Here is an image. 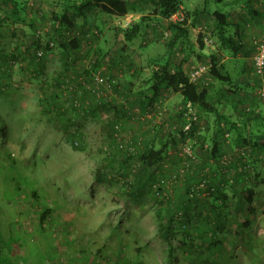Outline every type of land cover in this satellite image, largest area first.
Returning <instances> with one entry per match:
<instances>
[{"label":"rangeland","instance_id":"rangeland-1","mask_svg":"<svg viewBox=\"0 0 264 264\" xmlns=\"http://www.w3.org/2000/svg\"><path fill=\"white\" fill-rule=\"evenodd\" d=\"M128 2L132 12L126 16L95 10L75 20L78 28L63 36L68 42L83 33L78 54L62 51L55 44L37 65L22 60L28 56H18L4 76V60L17 54L21 41L27 45L37 37L45 44L46 38L54 37L49 20L52 13L60 12L63 0H17L28 16L39 17L36 31L13 23L10 17L4 19L11 3L0 0V130L4 132L0 136V264H264V150L252 151L248 145L235 143L237 131L230 128L231 123L243 122L246 141H264V82L253 75L252 58L254 42L264 36V0H212L206 6L204 0H181L177 13L183 20L187 12L203 10L193 37L200 34L202 38V28L212 43L204 45L201 59L195 55L184 59L176 48V55L168 51L167 19L153 16L152 4L145 0ZM214 10L225 13L228 35L240 44L239 53L220 46L213 33ZM249 10L257 14L250 15ZM141 18L146 20L139 34L127 42L124 30ZM192 20L190 16L186 23ZM79 54L88 55L77 60ZM106 54L116 63L113 67H120L121 84L125 78L131 81L128 89L133 97L152 71L168 59L182 64L187 73L198 65L208 71L210 57L215 56L230 83L208 73L206 85L197 86L207 88L208 102L225 117L228 136L218 137L216 114L208 113L182 139L180 130L186 120L173 111L181 106L182 97L170 94L164 111L148 110L149 118L141 122L155 148L164 141L169 148L156 168L140 173L137 150L113 149V138L123 140V122L118 124L112 110L101 108L95 117L89 115L88 120L73 124L50 114L51 106H45V100L58 74L69 67L80 74L91 67L96 55ZM165 128L167 133H163ZM76 132L82 141L74 147ZM213 142L222 150L217 160L208 155ZM182 144L191 148L193 160L185 157ZM201 146L208 150H200ZM128 156L132 166L123 163L129 161ZM202 167L205 181L210 182L186 188V178ZM122 170L133 184L131 190L108 177ZM178 170L179 176L172 180L177 184L172 186L168 176ZM98 173L103 174L100 179ZM145 179V185H140ZM229 185L236 191L253 188L251 216L245 204L240 212L233 210ZM156 187L164 191L163 197L154 195ZM188 188L194 198L184 212H175L171 202L182 201ZM213 193L219 197L216 201ZM207 201L217 208H209ZM170 211L172 223L162 234L160 226L167 223ZM246 220L248 227L243 226Z\"/></svg>","mask_w":264,"mask_h":264},{"label":"trees","instance_id":"trees-1","mask_svg":"<svg viewBox=\"0 0 264 264\" xmlns=\"http://www.w3.org/2000/svg\"><path fill=\"white\" fill-rule=\"evenodd\" d=\"M5 1L10 2L11 7L8 11L3 13L4 19L10 17L13 19V23L15 24L22 23L30 31L37 30L40 23L39 17H36V15L28 16L27 10L25 8L20 7V4L17 3V0ZM145 1L146 3L152 4L151 14L162 19H167L172 14L176 13L181 2V0ZM210 1L212 0H204V5L206 6ZM221 1L222 0H214V2L218 3H221ZM131 5L132 4H130L128 0H63L62 9L60 10V12L52 13L49 20V24L51 25V31H53V34H55L54 37L50 38L49 36V38H46L47 41L45 42V44H41L39 43L40 40L36 37V35H38L36 34L37 32H34V37H36L35 40L30 39L27 45H25L24 41H21L16 48L17 54L13 55L12 57L5 56L6 58L3 63L4 65L2 68V75H7V69L10 68L13 61L18 59V56H28L27 59L25 57L22 60L37 65L36 63L40 61L44 53L52 50L55 44L62 51L73 53L72 55L78 54V50L81 48V43L83 39L80 36L81 34L83 35V33L80 32L78 37L74 36V38H71V40H69L68 42L63 36L68 35L71 30H75L76 28H78L75 23V20L85 19L88 14L93 13L95 10H99L109 16L123 17L132 12ZM202 11L192 12V14H189L187 12L183 21L168 24L167 30L170 31V38L167 45L168 51L171 52L176 48L178 52H182V54L184 55V59H187L192 55H195L197 59H201L202 51L204 50V44L201 40L200 34L197 35V39L193 37V29L196 28L197 25H199L197 17L202 13ZM249 11L250 15L257 14V12L255 11ZM211 15L213 17V33L215 37H217L220 46L225 49H229L234 54L239 53L240 44H237L234 38L228 35L229 23L227 22L225 13L220 10H214ZM190 16H192L193 20L191 24H187L186 20ZM144 20H146V18H141L137 23L132 24L129 28L124 30L123 37L127 42H131L134 37L139 34L142 21ZM1 21L2 20L0 19V24ZM38 53H40L39 56L37 55ZM174 53L176 55L177 52L175 51ZM87 55L88 54H82V56H80L79 54L80 57H77V60L81 59L83 56L86 57ZM107 55L108 54L104 56L96 55V61L91 64V67L89 69H84L80 74L77 73V71H74V68L70 67L69 69L66 68L67 70L63 71L62 74H58L57 79L55 80V84H53L54 89L49 94V98L45 100V106H51V109L49 110L51 111L50 114H52L53 116H61V118H64L65 123L73 124V122L77 123L79 120H88L89 115H91L92 117L95 114L97 115V113L101 111V108L112 110L115 116L118 112L117 109H121V111L123 112V116H118L119 118L117 119V121L118 124H122L121 121L124 119H127L130 122L133 121L131 120V117L129 115V113L132 115V110H138L141 115H144L148 110L154 109L153 106L155 105L157 100L163 97L164 93H167L168 96H170V94L179 93L182 97L181 105L190 103L195 107L198 122L201 121V119H203L202 117H204L208 113H214L216 114V127L218 128V137H223L225 134H229L226 130L227 126L225 125V123H227V121L225 117L223 115L218 114L215 108H213V106L208 102L207 88L200 89L197 85L190 83L188 81L187 76L185 75L184 69L182 68V64H174V61H172V59H168L164 64L160 65L158 68L152 71L149 78L144 80L142 86L139 87L138 95L136 97L132 96V92L129 89L127 90L128 92L123 93V91L119 90L118 85L116 87V90L114 91L116 92L118 99H120V101L124 103L123 106L119 104H113L111 102H98L95 99L93 93L91 92V88L93 87L91 69L93 71H96L97 69L102 67V59ZM85 59L86 58L82 59L81 61H84ZM112 63H114L113 60L111 64ZM210 64L211 67L209 69V73L214 79L220 82L230 83L229 74L224 70L222 66L216 64L215 56L210 57ZM117 68L118 67H116V69ZM108 69L109 67L106 68V70ZM104 74H108L107 71H105ZM78 78H81V80H78ZM124 107L127 108L125 109ZM230 128H233V126L230 125ZM193 130H195V128ZM192 133L193 132L191 131V133L189 134ZM238 133L239 132H237V135ZM2 134L4 135V132L3 130H0V136ZM186 135V133L182 132L179 136L184 139V136ZM114 140L116 142V138H113V141ZM130 140L131 142H133V144L137 141L140 143V147L137 148V159L140 164V166H138V171H140V173H142L145 168H156V166L165 158L167 152L166 149L169 148V144L167 141H164L160 145L159 149L155 148L151 143H145L144 138L141 135L135 137L131 135ZM81 141V134L76 132L72 135V142L74 144V147L80 146ZM218 144L219 143L217 142H213V146L208 154L209 157L214 160H217L222 153V150H219L218 148ZM245 145L250 146L252 150L258 144L253 140H250V142L247 141ZM114 148L116 149L115 151H121L117 149V142L114 144L113 149ZM128 159L129 161L127 159L124 160V165H127V163L129 165L131 159L130 156H128ZM190 159H194L193 151L192 158ZM129 166H132V162ZM203 167L195 170L194 172H191V174L193 175L190 178L188 177L187 179L185 177L187 182L185 181L184 185H186V188L192 184L196 188V186H199L200 183L205 186L206 183L210 182L209 179L208 182L205 181V173L202 174V172L204 171ZM131 171L134 173L133 170ZM97 172L99 171L97 170ZM120 173L115 171L109 174L108 177L109 179L115 180L117 183H120L125 189H127V191L131 190L133 185L132 182H129L128 179L124 178V175L128 176V173L123 170ZM178 174H180L179 170L169 175L167 182H171L172 186L177 184V182L175 181H173L172 183V180L177 178L179 176ZM102 176L103 174L98 173L97 179H100V177ZM115 177H117L119 180H116ZM147 181L148 180L145 179L142 183L139 184L144 186ZM228 187L231 190L232 198L235 201L233 210L240 212L241 205L245 204L248 207L246 213L248 216H251L254 213V209L252 208V197L254 195L253 188L243 187L242 190L236 191L234 190L232 185H229ZM189 189L191 188H188L184 192V196L180 198L182 199V201L179 200L178 203L173 201L174 203H176L174 205V208L173 202H171V209H173L175 212H184L186 206L190 203L191 199L194 198V193L192 194V196ZM216 191L218 193L220 192L219 189H216ZM153 193L154 195H159L160 197H163L162 194L164 195V191L157 187L155 188V190H153ZM213 197V201H216V199L219 198L218 196L214 195V193ZM223 197L224 200L228 199L226 198L227 196L225 194H223ZM206 203L209 208H217L214 203H211L209 201H207ZM48 211L49 210H46L45 212L47 213ZM171 211L169 215L167 214V223L165 225L160 226V231L162 232V234L164 233L163 228L166 229V225L168 223H172V219L170 218L172 216ZM243 226L248 227L249 222L246 220L243 223Z\"/></svg>","mask_w":264,"mask_h":264},{"label":"built area","instance_id":"built-area-1","mask_svg":"<svg viewBox=\"0 0 264 264\" xmlns=\"http://www.w3.org/2000/svg\"><path fill=\"white\" fill-rule=\"evenodd\" d=\"M167 21H168V24L181 22L183 21V17L182 15L176 12L172 14L170 17H168ZM199 29L203 33V36L201 38L203 44L206 46L210 45L212 43L210 35L205 34L202 28H199ZM254 47H255V52L253 53V57H252L253 58V75L256 78H261V80L264 82V36L262 39H259L254 42ZM37 55L39 56L40 53H38ZM95 61H96V56L94 59H92V64ZM102 62H103L102 67H100L96 71H93L91 69V78L93 81V87L91 88V92L93 93L95 99L98 102H102V101L111 102L113 104H119L123 106L124 103L120 101V99H118L117 94L114 91L116 90V87L119 85V78L121 77L119 72L121 70H118V69H120V67L117 69L114 68L111 64L112 59L108 55L102 59ZM107 67H109L108 70H106ZM105 71H107L108 74H104ZM208 73H209V69L207 71V68L204 65H198L195 67H190L189 71L187 73L185 72V75L187 76L188 81L190 83H193L194 85H200V84L206 85L205 84L206 78L207 79L209 78ZM78 80H81V78H78ZM168 98H169L168 94L164 93L163 97L157 100V102L153 106L154 109L152 110L154 111L155 109L157 110L158 108H162L161 111L162 110L164 111L165 105H167ZM124 108L126 109L127 107H124ZM173 111L186 120L185 122L186 125L181 130L182 132L189 134L191 133V131L194 132L193 130L194 128H198L199 122L197 121L196 110L193 105H191L190 103L181 105V106H178V108L174 109ZM131 113L132 115L129 113L131 120L133 121L136 120L138 122H142L144 120V117L148 116L145 114L141 115L138 110H132ZM118 129L117 127L115 128L116 133ZM163 131H164L163 133H167L166 128ZM227 136L228 134L224 135L225 138ZM130 138H131V135H128L122 141L119 138H117L116 139L117 148L122 149L124 147L125 150H130L131 152H133V150H137V148L140 147V143L137 141L136 143L133 144ZM134 145H135V148H134ZM182 150H184L183 154L185 155V157L192 158V150L189 146H187V144L183 145ZM200 186H203V184H201Z\"/></svg>","mask_w":264,"mask_h":264},{"label":"crops","instance_id":"crops-1","mask_svg":"<svg viewBox=\"0 0 264 264\" xmlns=\"http://www.w3.org/2000/svg\"><path fill=\"white\" fill-rule=\"evenodd\" d=\"M113 65H116V63H113ZM114 68H116V66H114ZM121 78H122V75L119 78V90L120 91H123V93H126V92H128L127 91L128 90V86L131 87L132 86V83H130L131 81L129 82V80H127V78H125L126 80L121 84ZM139 105H140V102H139ZM173 105L174 104H171V106H173ZM117 111L118 112L116 113V116H115L116 119L119 118L118 116H123V112L121 111V109H117ZM146 117H148V116H145L144 119ZM124 121H126V122L124 123ZM122 122H123V129L121 130V134L123 133L122 134L123 139L127 135H130L131 134L134 137L137 136V135L143 136L145 143L150 141V139L149 138L147 139V137H146V134L149 131H147L148 129L144 127V124L143 123H141V122H135L134 123L133 121L130 122L127 119L122 120L121 123ZM262 122L264 123V121H262ZM243 124H244L243 122L242 123H238L237 125H234V124L231 123V125L236 128V131L239 132L238 135L236 136L235 143H239V144L242 143V144L245 145L247 141L245 140V137L243 136V130H244L243 129ZM124 130H126L125 133H124ZM180 133H182L181 130H180ZM257 139H258V137H257ZM258 142H259V144L256 145V147L254 149H252V150H264V145H262L264 143V141L262 142V141L259 140ZM115 143L116 142L114 140V144ZM256 143H257V140H256ZM200 150H208V149L201 146Z\"/></svg>","mask_w":264,"mask_h":264}]
</instances>
